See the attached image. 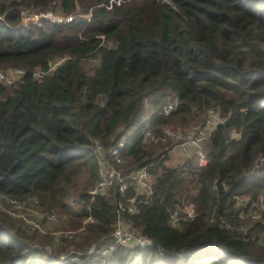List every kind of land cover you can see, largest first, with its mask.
<instances>
[{
	"label": "trees",
	"instance_id": "trees-1",
	"mask_svg": "<svg viewBox=\"0 0 264 264\" xmlns=\"http://www.w3.org/2000/svg\"><path fill=\"white\" fill-rule=\"evenodd\" d=\"M52 8L56 22L20 26L26 11ZM0 68L25 72L0 84V197L63 217L73 236L60 241L78 254L41 256L35 236L0 211V264H264V211L242 229L264 197V0H0ZM35 68L46 75L36 80ZM209 110L220 122L205 163L165 165L166 129L204 125ZM97 145L123 192L114 182L90 194ZM140 168L153 176L147 197L126 179ZM118 220L151 244L86 253Z\"/></svg>",
	"mask_w": 264,
	"mask_h": 264
},
{
	"label": "built area",
	"instance_id": "built-area-1",
	"mask_svg": "<svg viewBox=\"0 0 264 264\" xmlns=\"http://www.w3.org/2000/svg\"><path fill=\"white\" fill-rule=\"evenodd\" d=\"M25 15H33V16L25 17ZM42 20L49 21L50 23H54L57 21L52 17L51 12H44V14L40 13L34 15L26 11L22 17L20 26L26 27L29 24L38 25ZM46 73L47 72H43L40 68H35L32 71V76L36 80H39L42 79L44 75H46ZM24 74L25 72L20 69H13L11 72L0 70V84H3L5 86L18 84L22 82ZM176 106H177V101L171 100L169 104L166 105L165 114H168L171 110L176 108ZM219 122H220V117L218 112L216 110H209L206 116L205 123L201 127H196L187 132H177V133H174L170 130H166L165 135L167 137H175L176 139L180 140V143H178L176 147H178L183 157L184 156L186 157V155H188L187 154L189 152L188 149L191 148L193 150V155L195 156L197 164L201 165L204 164L206 160V154L203 149V143L205 142V140H207L210 133ZM144 136L145 138L154 142L158 141L159 139L158 137L153 135L148 129L145 130ZM123 145H124V137H121L118 143L110 150V156L116 162L120 161L118 155H119V150L123 147ZM95 148L97 153L101 152L100 146L97 145L95 146ZM172 149L170 151H172ZM97 162L100 167L99 180L97 184L94 186V188L90 191V194L103 195L106 193L108 187L112 185V183L114 182L119 183L118 189L120 192H123L126 189L127 183L123 178H121L120 172L114 169L109 162L104 161L100 156V154H97ZM126 179L129 181L130 185L138 194L144 195L145 197L151 194L152 192L151 187L153 183L152 175L145 168H140L138 170L130 172L126 176ZM8 201L12 202L13 204L17 203V201L15 200L8 199ZM133 202L134 200L131 199L129 202L130 204L127 206V211L130 213H132L134 210ZM119 208L121 209V205L119 206ZM40 215L49 222H55L59 219L58 215H56L55 213L42 212ZM248 215L252 219L258 217L254 212H250ZM171 222L173 225L177 224L176 213H173ZM72 236H73L72 232H67L61 235L60 238H71ZM134 236L132 232L129 230V228L124 226V221L118 220L117 223L114 224L113 232L111 233L109 240H105L107 244L102 248L100 247L98 249L91 248L87 253L92 255L97 254L99 256H103L113 251V249L117 245L122 247L140 246L143 248L151 244L149 240H147L145 237L139 234L137 235V240ZM129 243H134V244L130 246L128 245ZM75 259L78 260L77 257L71 255V257L67 261L76 262Z\"/></svg>",
	"mask_w": 264,
	"mask_h": 264
},
{
	"label": "rangeland",
	"instance_id": "rangeland-1",
	"mask_svg": "<svg viewBox=\"0 0 264 264\" xmlns=\"http://www.w3.org/2000/svg\"><path fill=\"white\" fill-rule=\"evenodd\" d=\"M52 13V17L55 20H59L61 18V14L58 12L57 8H52L51 10ZM49 12V11H48ZM25 14V13H24ZM44 14V13H43ZM35 15V14H34ZM28 16H33V15H25V17ZM61 62L60 58H56L51 66V69H53L58 63ZM96 63L95 61L92 63H88V65H92ZM0 70L6 71V72H11L13 70V68H0ZM145 118H147V115L145 116ZM203 123H200L194 127H190V128H185V129H180V128H175V129H170L167 128L166 130H170L174 133L177 132H187L190 131L196 127H201ZM167 139L171 140L172 142H169L172 146L173 149L172 151H170L167 155H168V161L165 162V165L168 166H179V163L181 162L182 159V153L179 151L178 147H176V145L178 143H180V140L176 139L175 137H170ZM206 141V140H205ZM176 143V144H175ZM205 143V142H204ZM205 145V144H204ZM203 145V146H204ZM188 155H186V159L185 160H193L195 162L196 165V159L193 158V150L191 148L188 149ZM101 157H104V153L101 152L100 154ZM152 180H153V176H152ZM249 199L247 198H242L239 199L237 201V205L236 207H245L246 203L248 202ZM254 205H252L251 207H254V209H252L251 207L249 208L248 211H246V213H243L244 215V219H243V224L245 225L242 229L246 230L249 229L255 222L256 219H252L248 214L250 212H253L259 217L263 214L264 211V197H260L259 201L256 203H253ZM0 211L2 213H4V215L8 218L9 221L11 222H15L16 226L19 227L22 231L25 232L26 235H34L35 236V243H34V248H37L38 250H40L41 256L43 257H49L52 259L53 256L52 254H57L56 256L58 257L57 259H59L57 262H63L65 260H68L71 255L77 257L78 254H76V252L69 250V251H65V244L61 243L60 241V236L63 235L64 233L70 232L67 230V226H66V221L65 219L62 217H59V219L55 222H49L47 221L45 218H43L40 214V208H38L37 206H35L33 203H31L29 200L26 201H21V203H16L13 204L12 202H9L7 199H3V197H0ZM15 214V215H14ZM56 214V213H55ZM57 215V214H56ZM124 226H126L127 228H129V230L132 232L133 236L136 238L137 240V235H138V231L135 228H132L129 224H127L126 222H124ZM264 238V235H261ZM57 240H56V239ZM59 238V239H58ZM74 240H78L77 238H74ZM38 242V243H37ZM107 244V242H102V243H94L88 246L87 248V252H89V250L91 248H95L98 249L99 247L102 248L103 246H105ZM134 243H129L128 245H133ZM137 244V241H136ZM74 252V253H73ZM84 253V252H83ZM82 253V254H83ZM56 258V257H55ZM75 261H77L75 259Z\"/></svg>",
	"mask_w": 264,
	"mask_h": 264
}]
</instances>
